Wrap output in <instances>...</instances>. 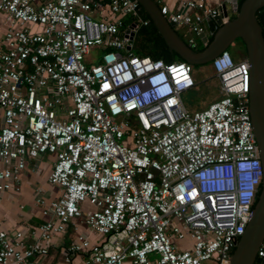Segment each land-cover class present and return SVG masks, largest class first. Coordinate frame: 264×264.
Segmentation results:
<instances>
[{
	"label": "built area",
	"instance_id": "obj_1",
	"mask_svg": "<svg viewBox=\"0 0 264 264\" xmlns=\"http://www.w3.org/2000/svg\"><path fill=\"white\" fill-rule=\"evenodd\" d=\"M223 1L156 3L193 48ZM140 10L135 0H0V195L45 154L60 190L36 198L45 220L30 238L0 229V264H39L74 219L95 238L79 232L63 246L68 264H230L263 175L249 64L220 52L221 96L188 110L192 64L131 51L150 22ZM95 46L100 57L86 63Z\"/></svg>",
	"mask_w": 264,
	"mask_h": 264
},
{
	"label": "water",
	"instance_id": "obj_2",
	"mask_svg": "<svg viewBox=\"0 0 264 264\" xmlns=\"http://www.w3.org/2000/svg\"><path fill=\"white\" fill-rule=\"evenodd\" d=\"M158 29L168 48L192 65L210 63L220 52L240 39L249 64L248 108L256 137L263 175L260 192L253 205L249 221L243 234L236 242L230 264H264V257L257 250L264 238V36L257 20V11L264 7V0H224L221 12L215 18L217 29L203 50L189 46L176 32L172 23L160 13L154 0H135ZM236 17L229 19V14ZM134 24L132 25V27ZM133 33L130 34L132 39ZM203 41L207 37L201 35Z\"/></svg>",
	"mask_w": 264,
	"mask_h": 264
},
{
	"label": "crops",
	"instance_id": "obj_3",
	"mask_svg": "<svg viewBox=\"0 0 264 264\" xmlns=\"http://www.w3.org/2000/svg\"><path fill=\"white\" fill-rule=\"evenodd\" d=\"M154 1L156 2V0ZM180 1L181 0H161V2L166 3L171 8L180 4ZM216 1L217 0H208V4L213 5ZM34 28L37 29L38 27L34 26ZM3 29L4 24L0 21V34H2ZM177 31L181 30L179 29ZM204 36H208V31L204 33ZM239 58H242V56ZM194 76L196 79L197 75L195 69ZM211 101L213 100L206 101L205 106ZM52 159L53 156L49 154L29 159L26 163V167L21 172L19 189L5 191L0 195L1 230H5L10 234L16 231H24L25 236L30 238V228L38 227L44 222L45 217L41 214L42 207L36 203V198L41 196L45 199H53L60 193L59 188L47 182V175L51 168ZM79 232L89 234L91 239L95 238V235L85 226L82 219H74L67 225L64 232L52 236L48 254L37 257L39 264H68L64 260L65 255L63 254L62 248L74 241ZM69 264H80V256H73Z\"/></svg>",
	"mask_w": 264,
	"mask_h": 264
},
{
	"label": "trees",
	"instance_id": "obj_4",
	"mask_svg": "<svg viewBox=\"0 0 264 264\" xmlns=\"http://www.w3.org/2000/svg\"><path fill=\"white\" fill-rule=\"evenodd\" d=\"M242 1L243 0H238V4L240 5ZM140 13H141L143 18L149 19L148 14L144 10L141 9ZM256 16H257V20H258V22L262 28V33L264 36V7L260 8L257 11ZM235 17H236V13H231L229 15V19H233ZM129 22H130V18H128V17L125 18L124 19V26L127 25ZM217 27H218V25L214 26L213 24L210 26L211 33L208 34L206 41H203L201 39V37H197L196 45L193 47V49L203 50L205 48V46L207 45V43L212 39L213 33L215 32ZM176 32L184 41H186V38H185L183 32H181V31L179 32L177 30H176ZM237 41L243 45V43L241 42L240 39H237ZM243 48H244V56L246 57V51H245L244 45H243ZM131 51L136 55L150 56L154 59L160 58V59H163L165 61H172V60L185 61L179 55H177L175 52L171 51L168 48L165 40L161 36L158 29L151 22V20H150L149 24H147V25L140 24L138 26V28L136 29L135 35L132 39ZM231 56L235 61L245 59V57L244 58L237 57L235 55V53L231 54ZM210 64H211V62H210ZM192 66L195 69L198 65H192ZM197 83L198 82L196 81V85H197ZM259 192H260V187L258 189L257 196H258Z\"/></svg>",
	"mask_w": 264,
	"mask_h": 264
},
{
	"label": "rangeland",
	"instance_id": "obj_5",
	"mask_svg": "<svg viewBox=\"0 0 264 264\" xmlns=\"http://www.w3.org/2000/svg\"><path fill=\"white\" fill-rule=\"evenodd\" d=\"M227 50L230 54L235 53L237 57H245L243 45L238 41L230 45ZM101 53L102 50L99 46L93 47L90 54L85 57V62H96ZM195 73L198 81L196 87L182 94L185 107L191 111L205 107L206 101L214 100L221 94L218 79L215 77L210 63L198 65L195 68Z\"/></svg>",
	"mask_w": 264,
	"mask_h": 264
}]
</instances>
